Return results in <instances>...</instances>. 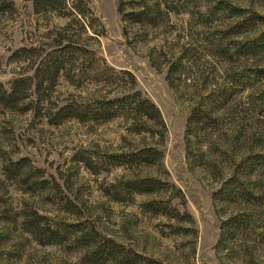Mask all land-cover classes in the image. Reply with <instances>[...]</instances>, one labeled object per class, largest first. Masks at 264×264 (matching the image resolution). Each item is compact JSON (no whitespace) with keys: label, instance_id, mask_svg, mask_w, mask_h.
<instances>
[{"label":"rangeland","instance_id":"obj_1","mask_svg":"<svg viewBox=\"0 0 264 264\" xmlns=\"http://www.w3.org/2000/svg\"><path fill=\"white\" fill-rule=\"evenodd\" d=\"M152 1H157L164 12L150 25L130 29L133 42L127 45L119 0H86L104 34L96 35L100 31L97 24L92 31H82L73 22L72 33L81 35L99 59V68L106 70L113 83H107L104 77L95 78L94 73L80 72L72 80L60 77L46 97L39 99L33 79L39 59L18 52L53 51L57 33L71 18L35 14L30 0H0V85L9 89L16 79L32 78L33 82L27 97L16 107L0 104V264H84L88 249L82 248L81 234L69 231V224H78L97 243L110 241L161 264H264V214L254 224L258 229L244 239L226 241L228 250L216 254L221 223L240 213V207L227 203L215 207L212 196L220 183L215 184L199 169H189L184 144L194 102L189 88L192 90L193 82L200 85L202 74L209 82L228 84L232 102L218 124H211L198 136L202 142L197 147V141L191 139L193 149L207 155L213 141L215 152L220 147L227 155H239L235 163L231 157H222L224 170L235 168L242 153H264V48L256 54L245 52L239 60L231 54L259 38L264 24L235 29L242 18L231 15L228 9L237 7L264 18V0ZM219 4L222 10L216 9ZM223 37L222 42L229 46V59L209 51ZM186 44L198 52V59L192 60L185 71L190 82L186 79L181 84V99L169 87L166 72ZM153 59L158 63L153 64ZM81 69L83 66L78 67ZM122 71L133 75V91L140 92L159 110L166 126L162 142L148 134H128L129 122L120 117L104 123L53 119L65 105L85 106L96 99L126 93L131 80ZM154 143L162 152L161 167L127 170L105 163L108 155ZM21 160L24 168L19 173L12 164ZM88 160L93 170L88 168ZM133 174L166 179L175 189L135 195L133 201L121 195L116 201L117 182ZM153 199L169 201L181 213H188L193 227L144 211L141 205ZM32 212L44 217L38 225L41 230H34V235L27 232L24 219L26 215L29 220ZM48 228L57 232L60 243H46L44 231ZM181 228L188 230L183 232Z\"/></svg>","mask_w":264,"mask_h":264},{"label":"trees","instance_id":"obj_2","mask_svg":"<svg viewBox=\"0 0 264 264\" xmlns=\"http://www.w3.org/2000/svg\"><path fill=\"white\" fill-rule=\"evenodd\" d=\"M30 1L35 14H54L67 20L71 18L64 30L57 33L56 41H54L56 47L53 51L47 53L41 51L40 54L37 49H22L18 52L19 54L31 57L35 55L36 59H39L33 76V79L37 81V84L35 83V92L38 98L44 99L46 92L55 87L60 77L63 76L68 81L74 77H78L80 72L85 73V71L87 74L94 73L95 78L104 77L103 79L107 83L112 84L113 80L111 76L107 75L106 70L99 68V59L88 49L85 40L81 38V35L72 33L73 22L82 31H92L93 25L97 24L100 31L96 35L100 37L104 34L103 27L93 15L86 0ZM220 5L222 4L217 5L216 9L222 10ZM228 9L231 15L240 19L242 18V21L237 24L235 29H247L252 28L256 24H264V18L254 12L231 6H228ZM163 12L157 1L119 0L118 13L121 15V21L124 23L123 35L128 43L127 45L133 42L130 39V29L134 26L143 28L150 25L155 20L160 19ZM226 36L227 34L224 35V37ZM224 37L216 41L217 43L215 42L208 49L214 56L229 59L226 57L228 56L229 46L227 43L222 42ZM133 40H136V38L134 37ZM186 46H182L175 60L168 65L166 72L167 83L177 96L179 95L178 92H180L179 89L183 88L181 84L186 79L190 82L188 76L185 75V71L191 65L192 60L197 61L198 59L196 56L198 52L189 47L191 45L186 44ZM263 48L264 33L253 42L242 45V47L236 49L231 54L239 60V58L243 57L241 54H245V52L255 53L257 50H262ZM154 62L158 63L156 59H153V64ZM81 66H83V69L78 70V67ZM121 73L129 76L131 80V86L127 89L126 93L96 99L93 103L86 104L85 106H78V104L74 103L65 105L56 112L53 119L55 121L76 119L80 122L94 121L96 123H104L120 117L129 122L126 128L128 134L135 136L148 134L153 139L157 138L159 142H162L166 135V126L159 110L153 103L144 98L140 92L133 91L135 84L133 75L130 72L122 71ZM184 75L185 79L183 80L182 77ZM237 76L238 74H234L235 78ZM198 80L201 81L200 85L193 82L191 85L192 90L189 88L192 91L190 96L194 97V102H191L184 134L185 159L190 170L199 169L209 177V180L215 184L220 183V188L212 196L215 207L217 203H227L240 207V210H238L240 213L221 223V237L215 247L216 254L218 255L220 251L224 249L228 250L224 247L226 241L237 240L239 237L244 239L245 235L253 233V230L259 228V226L255 227L254 224L257 223V220L261 221L262 217L260 216L264 214V153H242L240 158H238L235 168L224 170L221 167L223 163L222 157H231V161L235 163L239 155L237 156L234 153L227 155L220 147L215 148V152L213 141L208 146L209 148L211 146L212 151L210 153L206 152L207 155H204L199 148L198 150L193 149L191 139L197 141L195 142V146L197 147L202 142V138L198 136L204 134L211 124H218L225 115L224 112L229 110L230 103L232 102V90L228 84L222 81L221 84L215 81L214 83L209 82L208 77L202 74ZM32 85V78L16 79L11 83L9 89H3L0 85V104L8 108L16 107L21 100L27 97V93ZM182 97L183 94L179 95V98L182 99ZM219 113L221 114L218 116ZM218 129L217 125L215 131H218ZM233 140L231 142L235 143ZM158 143L143 148H134L126 153L108 155L105 163L110 166L125 167L127 170L161 167L163 156L158 148ZM23 162L24 160H21L12 164V169H16L17 172L21 171L24 168ZM86 164L89 169H94L91 161L88 160ZM117 183V186L114 188V199L116 201H120L121 195L129 196V201H133L135 195H157L161 192H166L167 188L175 189L166 179L136 174H133L130 178H122ZM42 184L45 185L46 181L43 180ZM175 192L181 195L180 190H176ZM181 197L184 199L183 196ZM182 201L184 202V200ZM141 207L146 212H152L155 215L164 216L169 220L193 227L194 222L192 217L188 213H181L178 209L172 207L169 201L164 202L153 199L145 202ZM28 218V216L24 215L26 230L34 235V230H37V232L41 230L38 225H40V221L44 217L39 216L36 212H32L30 218L32 220L29 221L30 219L28 220ZM67 228L69 231L72 230L74 233L81 234L79 240L82 243V248L88 249L87 255L83 259L84 264H161L143 257L132 250L120 248L110 241H105L102 244L97 243L95 242V237L93 235L88 236V233L84 234V230L78 224H69ZM181 229L183 232L188 230L187 228ZM44 234L48 238L47 244H58L61 242L60 239H57V232L50 231L49 228L44 231Z\"/></svg>","mask_w":264,"mask_h":264}]
</instances>
